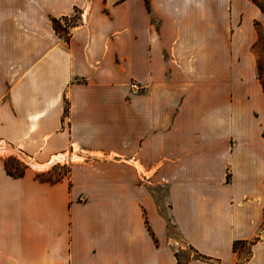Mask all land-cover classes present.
I'll list each match as a JSON object with an SVG mask.
<instances>
[{
    "label": "crops",
    "instance_id": "obj_1",
    "mask_svg": "<svg viewBox=\"0 0 264 264\" xmlns=\"http://www.w3.org/2000/svg\"><path fill=\"white\" fill-rule=\"evenodd\" d=\"M259 43L264 0H0V264H264Z\"/></svg>",
    "mask_w": 264,
    "mask_h": 264
},
{
    "label": "rangeland",
    "instance_id": "obj_2",
    "mask_svg": "<svg viewBox=\"0 0 264 264\" xmlns=\"http://www.w3.org/2000/svg\"><path fill=\"white\" fill-rule=\"evenodd\" d=\"M74 21H77L79 14L75 12L73 15ZM71 21V22H74ZM256 53L260 55L263 59V65H264V44L259 43L256 49ZM5 163L6 166L9 168V171L13 174H17L19 171H25L28 167L35 166L38 167V165H35L32 163L31 159H27L25 156L21 155L20 153L14 152V154H6L5 156ZM39 169V171H42L39 173V175L51 179H55L58 177H63L69 173L70 170V163L65 161H60L54 164L46 165L44 168ZM242 249L237 255L235 256V263L236 264H243L250 256V243H244L242 244ZM179 256L180 262L184 263L188 260L190 255H193V258L197 259H204L201 256L197 255L194 251L190 250L187 245H185V248L183 250H179L176 252Z\"/></svg>",
    "mask_w": 264,
    "mask_h": 264
},
{
    "label": "trees",
    "instance_id": "obj_3",
    "mask_svg": "<svg viewBox=\"0 0 264 264\" xmlns=\"http://www.w3.org/2000/svg\"><path fill=\"white\" fill-rule=\"evenodd\" d=\"M75 12H77V10ZM51 20H52L53 27H54L55 31L57 32V34L62 36L65 39V41H68L69 37L71 35V29L77 25V21H74V17L73 16H70V17L67 16V17H62V18L52 17ZM71 21H74V22H71ZM258 77H259V79L263 85V89H264V65H263L262 59H260L258 61ZM67 112H68V108L66 109L65 113H67ZM23 173H24V171H19L17 174H13V173H11V174L16 175V176H21ZM39 177L41 179H44L47 181H57V180L62 178V177H58L55 179H51V178L43 177L40 175H39ZM256 241H257V239H254L252 241H248V243L254 244ZM244 243H246V242L245 241H236L233 245L234 250H236L240 244H244Z\"/></svg>",
    "mask_w": 264,
    "mask_h": 264
},
{
    "label": "built area",
    "instance_id": "obj_4",
    "mask_svg": "<svg viewBox=\"0 0 264 264\" xmlns=\"http://www.w3.org/2000/svg\"><path fill=\"white\" fill-rule=\"evenodd\" d=\"M142 87H143V86H142L140 83H138V82H132V83H131V89H132L133 91L138 92V91L141 90Z\"/></svg>",
    "mask_w": 264,
    "mask_h": 264
}]
</instances>
